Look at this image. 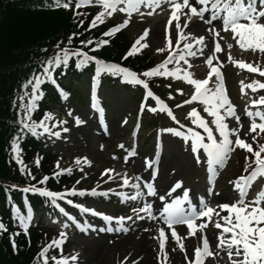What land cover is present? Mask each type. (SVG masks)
Masks as SVG:
<instances>
[{"label":"snow or ice","instance_id":"snow-or-ice-1","mask_svg":"<svg viewBox=\"0 0 264 264\" xmlns=\"http://www.w3.org/2000/svg\"><path fill=\"white\" fill-rule=\"evenodd\" d=\"M75 3L76 8H81L82 6L91 5L93 0H53L54 7H63L69 9L72 3ZM95 3L100 5L103 11L99 12L93 17V20L90 24V27H95L98 23H103L104 18L112 17L113 14L119 10L121 13H127L129 17L132 16L134 12H138L141 5L145 8L158 7L161 3V0H95ZM168 3L171 7V17L169 23L172 20L178 21L180 15L187 17L184 23V28L188 27V21L193 17L199 18L200 21H203L208 25L207 31L213 34L216 37H220L221 31L230 32L232 37L235 39V44L243 50H252L253 52H259L264 54V0H168ZM119 5H123L119 7ZM187 10V11H184ZM81 13H75L74 15H80ZM149 15L152 13L149 12ZM143 15V13H141ZM84 21H80V24H83ZM129 24V20L125 19L123 23L116 25L110 28L108 31L103 33V36L110 37L114 33H117L122 28ZM184 28H181L179 23H176L175 29L177 37L175 40L176 44H180L182 40L185 41L183 48L180 50L173 49L168 52V57L163 63L158 64L156 67H153L149 70H146L142 73L144 78H150L153 76H175L179 68L173 70L171 73L165 67L166 64L171 63L175 60L179 63L181 60H184L186 56H196L197 53L203 54L204 52V41L205 36L201 35L199 37L193 36L191 33H185ZM148 32L145 30V35ZM78 35L73 33L68 38V43H71L73 36ZM191 37L192 43H188L187 39ZM167 39V36H166ZM81 44H92L91 40L80 41ZM109 41L107 39H102L96 42L95 48H101L103 45H107ZM170 43V42H169ZM195 45V49L193 48ZM139 47H144L141 44L140 40H137L129 51L126 53L125 57L133 55ZM232 44H228L229 49L232 48ZM57 51L49 56L46 61H41V70L38 73H34L22 86V88H27L30 86L31 91H24L22 94L17 97L19 100V110L18 115V124L20 128L24 129L28 133L35 135L47 134L49 137L61 136V133L68 132L67 127H62L66 121L58 120L51 124L48 121L53 120V116L50 112H45L42 118L37 122L31 120L33 111L36 108L38 99L40 98L38 87L41 85L42 80H52L53 69H59V67H67L69 65V57L76 56L77 60L75 61V67L77 69L85 67L90 63H95V76L92 80V107L97 108L96 102V82L101 74H109L113 77H120L122 82L132 83L136 85H142L145 89V97H152L156 100V107H147L145 104H141V110L147 107L149 112H156L159 110L161 113L166 112L167 115L172 118L176 123L179 121L176 120L173 113L166 108V106L156 97L153 96V93L148 90V84L145 82V79H140L137 77V74L133 71H130L127 67H122L117 63H106L102 59H98L93 55H89L87 52L80 51L78 49L69 50L67 47L59 49L57 45ZM157 52H163V48H157ZM221 45L219 42L216 43L215 52H221ZM176 53L173 55V53ZM214 56H209L206 60L208 65H213ZM231 60V56L229 55ZM239 68L247 69L252 73H259L260 76L264 77V69H261L259 66H253L251 63H245L243 61L234 62ZM191 67V65H189ZM164 69V71H160ZM215 73V89L209 87L208 79H192L190 74H185V79L187 83L194 86V92L191 94L190 99L183 101V104L176 105V107H182L185 104H189L192 101H200L203 105V111L211 117L210 123L215 126L214 130L209 126V123L201 117L195 108H192L188 113L187 117L191 118V124L196 125L198 128L203 130L204 135L200 132L193 130L191 127H187L183 124L180 125V129L168 127H161L157 132V143H156V155L160 154L161 149V134L170 133L174 137L182 138L184 142L190 140V145L188 148L190 152L195 156V162L197 164L201 163V159L198 153V149H202L203 153L206 155L208 173H209V184H212V175L215 173L216 169L214 165H222L228 154L232 151L233 143L236 146H239L241 149H246L254 157L252 163L255 165L252 167L251 171L247 176H240L234 181V186L239 193V199L233 203H222L217 205V208L220 211H226L227 215H220V211L207 205L203 197L199 199L198 208L194 206L190 200V190L185 188L183 194L177 195L172 198V194L176 189L181 188L182 182L177 180L175 185L169 189L166 193V196L171 198L170 202L166 200L165 195H159L158 199L163 202L162 207H157L154 211L155 201L149 202L145 197H157V191L152 182H148L139 174L133 176H128L126 174L122 175L117 173L115 175L121 176L122 184L119 185L122 189H131L133 190L131 194H127L123 191L117 193L120 198V202L126 203L127 201H134L137 204L142 206L132 207V211L135 214L137 220L144 219L147 217L152 221H156L158 224L162 222L163 225H166L168 229H172L174 225L176 226H187V235L191 236L194 232L199 229L203 231L207 227V222L196 224L195 221L201 217H208L209 220L211 216L215 214L219 219L215 223L217 229H222L216 239L218 243L215 245L217 250H226L227 255L230 261V264H264V187L258 190L252 199H246L250 187H252V182L258 176H264V144H258L257 150H253V147L245 142L239 135L240 129L243 128L241 122V117L237 115L235 111V105L232 104L222 85V74L217 67H212L211 71L208 72V77H211ZM245 87L251 89L255 92L257 89H264V83H261L257 80H253L251 83L245 85L241 81V93L244 92ZM60 97L66 98L67 93L62 89H58ZM177 92L182 90L177 89ZM28 97L27 103H25L24 98ZM15 103V101H14ZM259 106H264V96H259L256 99L250 101V106L245 108V115L249 120H251V126L248 129L247 133H244L245 136L248 133H255L252 136L253 141H257V137L260 135V132H264V110H261ZM255 109L254 111L252 109ZM22 110V112H21ZM102 111V109H100ZM71 115V113H69ZM230 117L234 118L239 127L230 126L225 122V118ZM259 120V123H257ZM75 123L77 126L83 123V121L76 117ZM123 123H127L125 120ZM59 127V130L56 129ZM139 123H137V128ZM259 129V132L256 130ZM214 132L218 133L219 139L214 136ZM19 135V130L17 136L12 138L10 145V151L13 154V159L16 160L18 164L21 165V171H23V162L18 156L19 148L17 144ZM136 133L133 132V137ZM235 136V141L230 139V136ZM206 140V142H205ZM103 147V146H102ZM119 148H124L123 144L118 145ZM134 151H129L128 155L125 156L127 161L128 156H134ZM116 157L113 156V159ZM249 160L248 156H245L246 168L247 162ZM85 162L86 158H85ZM76 163H80V158H77ZM151 160H145V166L149 165ZM39 164V158H37V165ZM59 165L57 164V167ZM61 171H70V169H63ZM112 169H105V175L112 173ZM31 175V173H28ZM60 173H54V175H59ZM157 173L155 171L151 172V180H154ZM48 180V176L42 178L38 183L44 184ZM108 180H113V175H108ZM79 183V181H77ZM143 185V186H142ZM16 187V186H12ZM146 190V191H145ZM23 192L28 193H38L41 197L48 198L49 200L55 202L59 199H64L65 196L72 195H85L84 190H75L68 189L65 192H55L47 190L44 187H36L35 185H29L22 189ZM91 195H100L107 196L108 192L97 193L96 189L89 190ZM112 191L111 189L108 190ZM208 194H213L212 187H209ZM68 204H73L72 200L67 201ZM75 207L80 211L85 213H90L92 216H99L105 223H110L115 221L116 227L112 229H107L110 231H124L129 230L128 227L124 226L125 221H131L133 218L131 216H116L105 214L103 212H98L92 207H85L82 204H76ZM63 211V209H61ZM143 213L144 215H140ZM19 220V225L24 229L25 234L28 230V221L31 220V216H20L17 215ZM69 220L72 219L71 216L68 217ZM224 221L222 225L219 221ZM67 227V225H65ZM89 227H94L89 225ZM0 230H5V225L0 223ZM81 231H86L84 227L80 228ZM104 230V229H101ZM147 231V229H145ZM159 233V253L158 259L161 254H164L165 260H167V254L165 253V231L164 227H159L157 229ZM230 234V235H226ZM19 235V233H13L10 236L12 237ZM61 238L66 236L65 232L59 234ZM171 238L175 239L177 242L181 241V236L177 234V230L171 232ZM62 243L61 239H55L50 242L49 245H46L39 252V256L44 259V264H48V259L46 253L50 247H59ZM12 248L13 251H18V246L15 239H12ZM62 251V250H61ZM181 251H183V245L181 244ZM217 255L219 252L217 251ZM213 252L209 248V239L205 236L202 237V247H197L194 250V258L189 264H203L204 258L207 256H212ZM128 258L125 257V260ZM187 260V257H185ZM77 260V254H72L70 257L61 256L59 259L56 256L52 257L53 264H69V261L75 262ZM135 264V261L132 262Z\"/></svg>","mask_w":264,"mask_h":264},{"label":"rangeland","instance_id":"rangeland-1","mask_svg":"<svg viewBox=\"0 0 264 264\" xmlns=\"http://www.w3.org/2000/svg\"><path fill=\"white\" fill-rule=\"evenodd\" d=\"M149 10L150 12H153V10L158 11L156 7L155 9L145 8L141 5L138 12H135V14L133 13L131 17L128 15L123 16V19L120 22L123 23L125 19L129 20V24L123 29L125 34L130 39L135 38L134 40L136 41L140 40L141 44L144 45L143 51H150L154 60L158 61L160 58L164 57L170 49L168 46V40L172 42L173 38L175 39V22L172 21L169 23V20L165 18L167 15H164L163 19H158V14L152 17L148 14ZM141 13H143V15H141ZM62 17H64L65 20ZM73 19L75 18L61 13L41 14L37 10L32 11L26 9L14 12L7 19V23L8 28L11 25L12 33H15L14 30L16 29H18V31L23 29L20 34L35 31L46 33L50 30L57 32L59 27L71 25ZM145 30L148 32L147 35H145ZM0 31L2 32L0 35L1 42L4 40L2 37V26H0ZM184 32L191 33L196 37L201 35L205 36L203 54L197 53L196 56H186L185 59L187 60V63H185L184 60H181L178 63L177 68L180 69V71H178L180 73L178 78L187 87V91L185 92L186 95L187 93H192L194 86L187 83L185 74L188 73L190 74V78L197 79L198 75L206 71L205 62L207 57L206 48L208 45V33L196 23H188V27L184 28ZM7 36H9L8 32ZM166 36L168 40L166 39ZM220 36L223 39L211 34L212 41L219 42L222 49L219 53L214 50L212 55L215 57L214 63L221 65L224 70L226 68L229 74L230 72L231 74L233 73L232 71H229L228 68H230L235 61H240L242 57L247 58L253 66H259L261 69L264 68V54L253 51L250 54H244L242 51L243 49L235 44V39L230 32L227 34L220 33ZM189 39H191V37H188L187 40L189 41ZM228 44L233 45L231 49L227 47ZM0 46H2V44H0ZM157 48H163L164 51L157 52ZM182 48L183 45H180L178 50ZM193 48L195 49V45H193ZM229 55L231 56V60L229 59ZM189 65L192 67L191 70H187ZM235 72H237L235 75L232 76L230 74L229 76L232 77H228V88L231 90L232 104L236 106L235 111L237 115L241 117V122L243 124V128L240 129L239 135L250 145L251 142H253L252 136L255 135V133H248L247 136L244 135V133L248 132V129L251 126V120L245 115V108L250 106L251 100L258 98L259 96H264V89L252 92L251 89L245 87L244 92L241 93V81L246 85L247 81L249 79L252 80L253 77L246 76L238 71ZM208 86L213 88V90L215 89L214 83ZM105 99L106 107L110 113L109 119L107 118V115H103V124L108 127L106 132L101 133L96 129V123H94V127L88 124L87 121L84 120V117L88 118L87 114H81L78 116L67 115L62 120L66 121L63 126L69 129L68 132L64 133V135H62L61 138H58V140L44 134V136H46L43 137V142L41 140L44 152L51 151L57 154L58 167L70 166L82 174L79 182L81 187H86L90 184L88 182L89 177L95 176V181L100 180L104 184L109 181V174L113 175V180H118L121 177L115 174L123 172L122 169H118L117 171L114 165L116 163L112 158V153L120 141L124 140V136L129 137L132 133L129 127L132 126L133 123L134 116L131 114V111L135 105H133V100L130 99V93L127 92L126 89H123L120 83L115 84V86L112 87L110 94L106 91ZM259 107L261 110H264V106ZM194 108H204V105L198 101ZM252 110L254 111L255 109L253 108ZM80 112L85 113L84 110H80ZM187 113V111L183 112V115H186L187 120H189ZM76 117H79L83 121L79 126L75 123ZM204 117L208 118L209 116L206 113L204 114ZM125 120L127 123H123ZM209 120L211 121V117H209ZM159 121H161V119H158V122ZM225 122L230 126L239 127L234 118L226 117ZM257 123H259V120H257ZM213 127L215 128L214 125ZM93 128L100 133L97 134ZM56 130H59V126ZM256 131L259 132V129ZM139 132V138L142 137V139L146 140L150 137V141L148 143H141L142 145L139 147L138 151L143 156H152L155 153V150L150 149V147H154V140L157 133L150 134L145 129H141ZM261 134L262 133L260 132L257 141L261 139ZM230 139L235 141V136H230ZM144 143H147L146 148H143ZM182 145L183 146L178 147L176 143L170 142L168 148L165 150L166 160H164V162L166 161L167 163L166 168L173 171L174 178L176 175H181L185 179L190 173L197 171L198 169L197 167H193V164L190 161L191 152L188 148L190 142ZM185 150L187 152H184ZM244 151L247 150L241 149L233 143L232 151L228 154L230 162L225 175L226 177L230 174L240 175L242 173L243 167L246 165L245 155L243 154ZM233 155L235 156L234 158H232ZM239 156H242V159L238 160ZM77 158H80L79 164L76 163ZM85 158L87 162H85ZM105 169H112L113 172L102 176L101 173H104ZM188 182L192 183V177H188ZM91 203L92 206H95L96 204L98 207L104 208V210H110V207L114 205V202H108L104 196H97L94 199V202ZM120 203L121 202L118 204ZM70 241L72 247L68 250L69 253L66 257H70L72 254H77V260L75 262L69 261V264H132L133 261H135V264H150L153 260V250L156 246V242L148 235L133 236L120 239L119 241L110 242L104 238L92 241L89 235L84 234L73 235L71 236ZM181 244L183 245V251H181V248H179L176 242L171 244L170 242L168 243V245H170L168 251L171 250V255L167 257L166 261L170 264H186L185 257L190 253L187 249L194 248L195 246L192 239L187 236L181 237L180 247ZM2 253L5 256L6 261L0 255L1 264H29L30 258L26 252H17L11 256L6 255L4 251ZM141 253H145L144 258L141 256ZM174 253H177L176 255H178V258H176V255L173 256ZM125 257L128 259L125 260ZM162 261H165V258L162 257ZM205 263L213 264L206 259L203 264Z\"/></svg>","mask_w":264,"mask_h":264},{"label":"trees","instance_id":"trees-1","mask_svg":"<svg viewBox=\"0 0 264 264\" xmlns=\"http://www.w3.org/2000/svg\"><path fill=\"white\" fill-rule=\"evenodd\" d=\"M14 12V8L12 5L3 6L0 2V22L8 19L9 16ZM64 20L65 18L62 17ZM66 26H61L58 28L60 34H66V31L69 29H63ZM9 30V31H8ZM3 38L7 41L5 43L0 42L2 46H0V211H3V196H2V185H6L9 182L13 181L9 171L6 169V161L5 154L3 151V144L6 145L8 141L11 142L12 138L8 139V134L10 132H17L19 128L18 124V115L11 114L10 112V97L15 89H18V85L21 81V84L24 85V79L26 75H28V79L30 78V73L27 70H30L32 66H35L34 62L37 61L34 58L38 57V53L41 47L47 46L51 43L52 35L55 31L50 30L46 33L41 31L29 32L20 34L23 29L14 30L15 33L11 31V25L8 28V23L2 28ZM7 32L9 36H7ZM2 32L0 31V35ZM32 47V45H36ZM39 46V47H38ZM38 47L37 50L33 52V49ZM123 45L119 44L118 52L121 53L123 51ZM119 56V55H117ZM43 82L39 86V89H42ZM44 89H47L45 86ZM19 91H22L19 88ZM27 92L31 91L30 86L26 88ZM49 93L52 95H48L46 99H42L38 102L35 112H43L49 108H52V101L56 95H53L51 89H49ZM26 102L28 97H25ZM35 115V114H34ZM29 144V143H27ZM33 148L31 152V156L33 155V151L36 149L37 145H31ZM2 213V212H1ZM18 245H22L24 248L25 242H17ZM34 244V242L32 243ZM8 256H11V246L8 243L6 237H3L0 240V255L4 258L5 256L2 253ZM6 261V260H5ZM1 264V261H0ZM7 264V263H6Z\"/></svg>","mask_w":264,"mask_h":264},{"label":"bare ground","instance_id":"bare-ground-1","mask_svg":"<svg viewBox=\"0 0 264 264\" xmlns=\"http://www.w3.org/2000/svg\"><path fill=\"white\" fill-rule=\"evenodd\" d=\"M166 164H167V163H166V161H165L164 164H163V165L165 166V167H163L164 172H166V166H167Z\"/></svg>","mask_w":264,"mask_h":264}]
</instances>
